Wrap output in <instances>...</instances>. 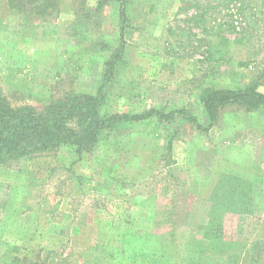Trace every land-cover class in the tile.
Masks as SVG:
<instances>
[{
  "label": "rangeland",
  "instance_id": "1",
  "mask_svg": "<svg viewBox=\"0 0 264 264\" xmlns=\"http://www.w3.org/2000/svg\"><path fill=\"white\" fill-rule=\"evenodd\" d=\"M48 11L0 0V85L14 106L94 95L120 49L118 3ZM127 17L103 113L187 109L208 127L205 89L264 93V0H127ZM0 264H264V112L229 106L209 132L154 117L102 131L91 153L0 166Z\"/></svg>",
  "mask_w": 264,
  "mask_h": 264
},
{
  "label": "trees",
  "instance_id": "2",
  "mask_svg": "<svg viewBox=\"0 0 264 264\" xmlns=\"http://www.w3.org/2000/svg\"><path fill=\"white\" fill-rule=\"evenodd\" d=\"M10 9L17 14H29L44 18L56 4V0H6ZM119 4L120 49L111 55L104 64V75L94 95L67 92L58 98H52L41 109L33 106H14L0 85V166L22 159L45 156L59 150L62 146H73L78 155L91 153L98 145L102 131L123 124L153 119L171 123L177 119L194 125L198 130L209 132L221 118L222 111L229 106H238L246 112H264V93L255 87L225 90L209 87L200 96L208 117V127L203 125L187 109L163 113L158 110L143 114L103 113L106 104V87L114 78V69L124 52V33L129 22L127 17V0H110ZM240 2L241 0H226ZM172 148L171 143L168 150ZM225 203L217 202L214 209H228ZM263 241L251 245V259L258 261L257 255Z\"/></svg>",
  "mask_w": 264,
  "mask_h": 264
}]
</instances>
